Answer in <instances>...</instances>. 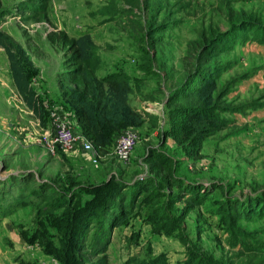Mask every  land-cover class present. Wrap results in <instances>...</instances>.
Listing matches in <instances>:
<instances>
[{
  "label": "rangeland",
  "instance_id": "obj_1",
  "mask_svg": "<svg viewBox=\"0 0 264 264\" xmlns=\"http://www.w3.org/2000/svg\"><path fill=\"white\" fill-rule=\"evenodd\" d=\"M25 1L0 0V34L20 43L37 66L31 83L46 120L41 123L19 95L0 44V179L33 172L66 197L59 196L63 206L48 215L34 205L0 213V264H77L74 246L82 239L81 248L95 239L103 244L109 264H264V42L256 38L264 37V0H51L45 15L25 8ZM252 24L259 32L245 30ZM61 30L91 33L100 73L127 75L130 102L144 117L115 136L113 145L124 133L136 135L127 161L115 158L113 145L93 161L81 141L71 148L54 144L59 121L91 141L69 95L66 49L49 40ZM222 37L213 56L201 60L220 71L221 128L198 150V140L185 134L188 119L172 113L190 102L182 98L186 90L168 100L202 63L205 40ZM112 175L129 183L151 179L149 202L110 230L65 212L79 187ZM233 206L241 212L234 214ZM81 248L83 261L102 256Z\"/></svg>",
  "mask_w": 264,
  "mask_h": 264
},
{
  "label": "trees",
  "instance_id": "obj_2",
  "mask_svg": "<svg viewBox=\"0 0 264 264\" xmlns=\"http://www.w3.org/2000/svg\"><path fill=\"white\" fill-rule=\"evenodd\" d=\"M50 2L51 0H26L24 7L39 15H45L49 11ZM240 24L245 28L249 25L245 21H241ZM245 30L256 33L260 29L257 24H252ZM256 38L260 42H264V37ZM49 40L52 43H61L66 49L64 75L67 76L71 84L69 95L76 105L83 131L100 154L111 152L118 132L129 126L140 125L144 120L143 115L130 102L132 86L127 75L122 72L105 75L100 73L101 59L97 45L89 32L79 36H71L65 30L50 32ZM222 42H225L224 37L206 39L203 43L205 51L199 56L198 61L205 59L206 56H213L217 50L216 43L221 44ZM0 44L8 57L12 78L19 95L40 122L45 124L46 108L31 83L33 72L38 70L37 66L26 49L7 34H0ZM201 62L180 88L173 91L168 100L169 103H173L178 97L179 90H186L183 92L182 98L190 102L174 107L172 113L188 119L185 134L198 140L196 143L198 150L201 149L205 136L213 134L221 128L216 111L219 108L220 94L217 92V78L220 71L216 66L207 65L205 60ZM170 132L171 136H176L175 130ZM74 185H76L74 180L68 184L70 188ZM177 185L181 188V183L178 180ZM150 188H154V182L151 179H136L129 183L112 175L101 184L79 187L73 193V197L68 196L66 199L65 212L71 213L73 217L79 212L81 217H89L88 219L91 217L99 223L101 228L110 230L122 224L129 214L133 213L136 206L149 202ZM26 192H28L27 195H25ZM83 192L90 193L92 197L82 199ZM59 196L66 197L49 181H38L33 172L0 179V213L3 216L13 213L24 205L38 206L43 215H48L63 206L56 203ZM72 198L75 199V204L72 203ZM233 208L234 214L241 212V207L233 206ZM233 221L234 219L229 217L228 225H232ZM100 239L103 238L100 237ZM97 241L95 239L83 248L81 247L86 244V239L77 241L74 246L73 263L109 264L106 247L103 244H98ZM79 248L83 251L86 248L91 249V255L102 254V256L95 261H83L82 254L86 251L81 253ZM181 264L213 263L205 259H198V261L197 259H186Z\"/></svg>",
  "mask_w": 264,
  "mask_h": 264
},
{
  "label": "built area",
  "instance_id": "obj_3",
  "mask_svg": "<svg viewBox=\"0 0 264 264\" xmlns=\"http://www.w3.org/2000/svg\"><path fill=\"white\" fill-rule=\"evenodd\" d=\"M75 131L63 121H59L54 130L53 142L63 147L71 148L77 141H81L83 150L89 154L93 161L100 157L99 152L95 149L93 143L86 139H80ZM137 139L134 133H124L115 140L113 145V155L118 161H127L136 146Z\"/></svg>",
  "mask_w": 264,
  "mask_h": 264
}]
</instances>
